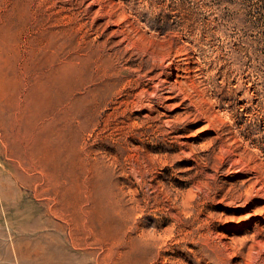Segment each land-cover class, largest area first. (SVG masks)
Returning <instances> with one entry per match:
<instances>
[{
	"label": "rangeland",
	"instance_id": "1",
	"mask_svg": "<svg viewBox=\"0 0 264 264\" xmlns=\"http://www.w3.org/2000/svg\"><path fill=\"white\" fill-rule=\"evenodd\" d=\"M0 264H264V0H0Z\"/></svg>",
	"mask_w": 264,
	"mask_h": 264
},
{
	"label": "bare ground",
	"instance_id": "2",
	"mask_svg": "<svg viewBox=\"0 0 264 264\" xmlns=\"http://www.w3.org/2000/svg\"><path fill=\"white\" fill-rule=\"evenodd\" d=\"M176 131V130H175ZM238 206V205H237Z\"/></svg>",
	"mask_w": 264,
	"mask_h": 264
}]
</instances>
